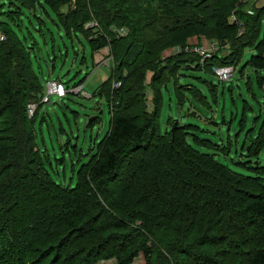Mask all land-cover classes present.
Masks as SVG:
<instances>
[{
	"label": "trees",
	"instance_id": "trees-1",
	"mask_svg": "<svg viewBox=\"0 0 264 264\" xmlns=\"http://www.w3.org/2000/svg\"><path fill=\"white\" fill-rule=\"evenodd\" d=\"M251 4L0 0V264H134L138 258L143 264H264V165L246 167L252 175L231 170L190 144L189 132L197 127L176 120H168L170 130L158 132L164 91H173L182 104L188 97L181 89L190 86L205 104L204 93L179 79L192 77V70L211 73L231 66L235 71L249 50L239 76L244 78L247 68L254 75L259 122L255 127L253 120L242 146L236 139L235 147L248 159L240 165L258 160L264 148V6ZM36 7L44 13L47 8L66 37L80 35L90 58L109 49V76L90 96L107 104L109 129L95 143V154L77 168L73 187L52 181L44 168L47 150L39 148L33 128L48 117L39 111L43 83L32 70L38 40L25 27L29 17L23 18V11ZM231 16L241 32L237 23L230 24ZM33 17L41 29L44 23ZM88 23L97 27L84 29ZM121 27L128 29L125 37L112 32ZM192 37L216 41L220 51L201 64L199 55L183 51ZM174 47L182 51L165 58ZM247 79L250 90L252 78ZM81 82L61 83L68 90ZM114 83L120 85L113 88ZM208 89L215 98L216 85ZM30 103L37 107L29 117ZM248 110L253 111L246 103L242 129ZM60 135L67 150L69 136ZM231 146L228 136L227 152Z\"/></svg>",
	"mask_w": 264,
	"mask_h": 264
},
{
	"label": "rangeland",
	"instance_id": "rangeland-1",
	"mask_svg": "<svg viewBox=\"0 0 264 264\" xmlns=\"http://www.w3.org/2000/svg\"><path fill=\"white\" fill-rule=\"evenodd\" d=\"M258 4L263 5L264 1H259ZM45 11L47 12L44 13L38 7L33 12L23 11V18L29 17V23L25 18V27L36 37L39 45V50L35 51V57L32 56V70L42 83L58 79L62 83H68L71 87L84 78L79 85L83 95L66 94V97L64 96L65 98H61L62 100L59 101L60 104L57 101L59 99L52 98L49 104L39 108L40 112L48 114L45 122L41 123V118H39L33 122V128L37 135L36 142L39 148L47 150L43 153L44 168L52 181L62 186L73 187L77 168L87 163L90 157L95 154V143L97 144L105 136L110 122L109 110L103 100L81 97L92 96L95 89L109 76V70L105 65H100L101 63L97 65L95 57L90 58L86 42L80 35L77 38L72 36L71 39L66 37L54 26L52 21L55 20V16L47 8ZM33 16L44 23V25L40 24L41 29H39L38 20ZM23 31L25 33V29ZM262 31L264 34V23ZM50 34L55 39L54 41L50 39ZM200 39H204L206 42L210 41L203 37ZM249 56L250 51L246 50L242 63L238 65L229 81L219 83L212 72L194 70L191 71L192 77L180 78V85H193L204 93L207 97V100L204 101L205 104L192 95L190 86L187 90L181 89L188 97V100L182 104L177 103L173 91L169 90L170 93L164 91V101L158 120L160 134L171 129L168 126L169 119L176 120L181 125L197 127L194 131L189 132L194 134L188 138L190 144L199 152L212 154L215 160L221 164L244 175H252V172L246 167L255 166L257 163L264 165V148L260 152L258 160H254L252 165L250 163L240 165L239 163L248 159L239 156L237 147H235L236 139L242 146L244 137L253 128V120L259 112L256 99L259 101L261 95L255 86L253 73L247 68L244 78L239 76L241 64ZM96 57L98 61L99 54ZM106 63L110 65L109 61ZM248 76L252 78L251 82L253 83V88L250 90L247 89L246 84ZM210 84L217 87L215 98L212 97V93L208 89ZM69 91L70 89H68ZM246 103L252 107L253 111L246 112L247 121L242 129L240 125H242L243 107ZM258 122V120H254L255 127L258 126ZM60 130L65 131L71 141L67 150L66 137L60 135ZM237 131L240 133V137L235 135ZM228 136L232 142L230 152H227L224 147ZM41 138L44 139V144L41 143ZM195 138L204 142L198 143ZM98 264L116 263L114 260H110ZM134 264H143L142 258L136 259Z\"/></svg>",
	"mask_w": 264,
	"mask_h": 264
},
{
	"label": "built area",
	"instance_id": "built-area-1",
	"mask_svg": "<svg viewBox=\"0 0 264 264\" xmlns=\"http://www.w3.org/2000/svg\"><path fill=\"white\" fill-rule=\"evenodd\" d=\"M248 0H241V2H245ZM250 2L252 1L251 6L252 7H256L258 8L261 4H258L259 1L263 2L264 0H249ZM247 12L249 14H252L250 10H247ZM232 23H237L238 26L240 27L239 32L242 31L241 28V23L236 21V18H234L233 16L230 17V24ZM97 27L96 23H88L85 25L84 29H94ZM112 32L117 36V37H125L128 33V29L121 27V28H112ZM2 40V36H0V41ZM182 51V48L180 47H175L173 49H169L167 51H165L164 53V57L167 58L171 55H175L177 53H180ZM184 52L187 53H195L197 55H199V57L201 58V64H203V62L205 60L211 59L212 57H214L219 51V44L216 41H209L207 42V46H197L196 44H188L184 49ZM102 53V56L100 57V60L98 61L99 63L105 65L106 67H108V64L106 62H110V56H109V49L106 48L104 51H100ZM100 53V54H101ZM221 55H227L226 52H222ZM212 73L215 75V77L218 79V81L220 82H225V81H229L232 78V75L234 73V68L231 66H223V67H214L212 68ZM149 80V78H148ZM120 84L119 83H114L113 84V88H117ZM68 93V90H66L64 88V86L61 84V82L57 81V80H48L45 81L43 83L42 86V93L40 96V99L38 101V104H48L50 103L52 98L55 99H60L63 96H65ZM69 93L72 94H82L83 92L81 90V87H75L73 89H71L69 91ZM85 98H88L85 97ZM37 107V105L35 104H27L26 106V113L27 115L30 117L32 116V114L35 111V108Z\"/></svg>",
	"mask_w": 264,
	"mask_h": 264
},
{
	"label": "crops",
	"instance_id": "crops-1",
	"mask_svg": "<svg viewBox=\"0 0 264 264\" xmlns=\"http://www.w3.org/2000/svg\"><path fill=\"white\" fill-rule=\"evenodd\" d=\"M187 44H193V45H197V46H207V42H206V40H204V39H198L197 37H192V38H190L189 40H188V43ZM99 54V56L101 57L102 56V53L101 52H96L94 55H93V57H95L96 58V62H97V57L96 56H98V54ZM101 53V54H100ZM100 57H99V59H100Z\"/></svg>",
	"mask_w": 264,
	"mask_h": 264
},
{
	"label": "water",
	"instance_id": "water-1",
	"mask_svg": "<svg viewBox=\"0 0 264 264\" xmlns=\"http://www.w3.org/2000/svg\"><path fill=\"white\" fill-rule=\"evenodd\" d=\"M174 128V127H173Z\"/></svg>",
	"mask_w": 264,
	"mask_h": 264
}]
</instances>
